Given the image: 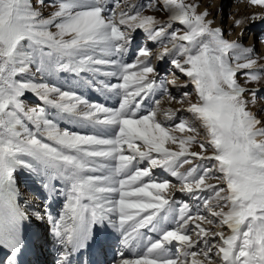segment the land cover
Here are the masks:
<instances>
[{"label":"snow or ice","instance_id":"obj_1","mask_svg":"<svg viewBox=\"0 0 264 264\" xmlns=\"http://www.w3.org/2000/svg\"><path fill=\"white\" fill-rule=\"evenodd\" d=\"M47 6L54 11L45 17L32 0H0V247H21L27 213L15 173L23 169L64 198L57 216L45 208L59 264H71L105 223L120 235L114 264H264V121L249 110L256 90L246 87L264 79L254 47L226 40L188 0ZM138 30L159 49L139 46L128 62ZM165 58L184 85L175 71L158 77L152 61ZM188 84L191 93L172 95L170 86ZM84 87L117 106L90 101ZM28 93L40 103L28 106ZM165 100L188 106L166 108Z\"/></svg>","mask_w":264,"mask_h":264},{"label":"rangeland","instance_id":"obj_2","mask_svg":"<svg viewBox=\"0 0 264 264\" xmlns=\"http://www.w3.org/2000/svg\"><path fill=\"white\" fill-rule=\"evenodd\" d=\"M242 1H248V5H250V7L247 8V11L249 13L254 14L255 10H258V11H262V13L264 15V7L252 5L249 2V0H238V1H236V3H241ZM132 2L140 3V4H147L150 2V0H132ZM188 2L195 3V4H202L203 8H206L210 12L209 16L211 17V19H213V21L215 20V25H212V26L214 28L221 29L223 36L226 40H229V41L239 40L240 42H242L245 45L249 44V46L254 47L255 53H257L259 55V57L262 58L260 60V63H264V50L261 51L259 49L258 45H256L257 42L262 43V40H264V19H261V21L256 22V23L255 22L246 23L247 27L243 26L241 32L238 33V32H235V30L233 29L232 20L229 18H226L229 15L228 13L226 14V11L233 8V0H188ZM47 3H48V0H45V5L42 6V5H40L39 0H32L33 7L40 10L42 12L43 16H45V17L49 16L51 14V12L54 11L53 8H50L47 6ZM109 7H111V4L109 5ZM197 11L200 12L198 8H197ZM144 14L145 15H152V16L156 17L158 20H166L167 19V14L164 11L146 10ZM240 16H242L241 19H244V22L246 20H248L247 18L244 17V15L242 13L240 14ZM145 44L147 45L148 48L152 49L153 52H156L159 49V45L146 41L145 35L143 32H141L139 30L136 31L133 34L131 52H129V54L126 56V58H125L126 61L131 62L134 58L136 49L139 46H144ZM262 44H264V43H262ZM152 62L156 67V71H157L158 77L160 79H165V78L172 79L173 72L175 70L173 69V66L170 64L168 58H165L162 61H158L156 59H153ZM175 75H176V77H178V79L176 81L178 85H184L187 82V78L185 76H183L181 73H179L178 71H175ZM60 77L67 78L70 80L73 79L72 77H69L68 74H66V73H60ZM238 81L241 84H243L244 83V77L242 75L238 74ZM59 82L63 83V80L61 79ZM246 87L256 90L255 103H251V102L249 103V105H248L249 110L252 111L258 119H260L261 121H264V79H262L260 82H257V83L247 84ZM78 91L83 96L88 98L90 101L99 102L102 104H106L108 106H117V101L115 98L110 99L107 95H103V94L96 92L92 89L84 87V88L78 89ZM170 91H171L172 95L179 98L181 96V94L184 92L191 93L193 91V86L190 84H188L187 87H180V88H173L170 86ZM245 96H246V98L250 99L251 93H245ZM157 98H159V97H157ZM192 99L195 100L194 95H193ZM24 100L28 106H36L37 104L40 103L37 100V98H35L34 95H32L31 93L26 94L24 97ZM145 103L148 104L149 102L146 101ZM187 106L188 105L186 103L185 104H179V103H176L173 101L171 103L168 102L167 107H171L173 109H185V108H187ZM178 115L181 117H184L186 119H189V120L192 119L191 114H189L185 111H181ZM194 123H195V126L197 127V130L200 133V135L198 136V139H203L204 135H205L203 129L201 128V126L199 125L198 122H194ZM60 126L62 128L63 127H70L76 131H86V129H80L75 125H69L67 121L61 122ZM192 150L193 151H199V148H198V146L193 145ZM155 174L158 178H164V176H165V174H162L159 169L156 170ZM15 176L18 178V181H17L18 195L22 199V201L25 202V204L33 205L34 204V202H33L34 196H36V195H37V198H36L37 202H35L34 205L35 206L38 205L37 207H35L37 209L39 208L38 210H42L44 207L43 202L44 201L46 202L49 199H52L53 201L64 203L63 196H60V195L52 192L51 190H45L41 186L40 178L33 175V174H30L27 170H23V169L19 170L15 173ZM168 178L172 179L170 177H168ZM56 184L58 187L59 182H56ZM47 192L48 193L50 192L51 194H48ZM46 196H47V199H45ZM176 198L177 199H186V197H184L179 192L176 193ZM31 209H33V208H30V210L28 211V213H29L28 217H30L31 219L36 221L34 223H36V224L40 223L41 224L43 218H40L39 222L37 223L38 218H33L34 216L30 212ZM40 226H43V225H40ZM108 227H109V229L116 231L112 227H110V226H108ZM42 229H44L45 234H47V235L49 234V232H50L49 226H47L46 228H44V226H43ZM225 231L227 232L228 230L225 229ZM3 255H1V257Z\"/></svg>","mask_w":264,"mask_h":264},{"label":"bare ground","instance_id":"obj_3","mask_svg":"<svg viewBox=\"0 0 264 264\" xmlns=\"http://www.w3.org/2000/svg\"><path fill=\"white\" fill-rule=\"evenodd\" d=\"M236 1H238V0H233V8L226 11V14L227 13L229 14L226 18H229L232 20L233 29L235 30V32L240 33L243 26L247 27L246 23H251V22L256 23V22L261 21V19H255L254 21L252 19H250V17L253 14H251L247 11V8L250 7V5H248V1H242L241 3H236ZM198 5H199L198 9L200 12H204L206 10L208 12V14H210V12L206 8H203L202 4H198ZM241 13L248 20H246L241 25V27H235L234 26L235 21L237 19H241V17H242V16H240ZM254 14L263 15L262 11H258V10H255ZM207 19L211 20L213 22L212 25H215V20L213 21V19H211V17L209 15H208ZM256 45H258V47L261 51L264 50V44L257 42ZM245 46H249V44H247ZM162 106L167 108L168 101L165 100L163 102ZM16 181H18L17 177H16ZM49 194H51V193L49 192ZM36 198H37V195L34 196V200H33L34 204H35V202H37ZM46 198H47V196H46ZM17 203L20 205V207L22 209H24L26 211L27 215L21 224V238H22L21 247L19 248L18 252L14 254V256L18 257L22 252H26V248H27L26 244L28 243L26 238H28V236H30V238H32L33 244L37 245V244L43 242L44 245H46V247H43L44 249L41 252L42 256L51 250V253L48 256H46V258L44 260H39L36 257L31 256L33 258L31 261H38L37 264H46L45 260L48 259V257L50 255H52L53 257H55L56 264H59L60 250H59L56 238L53 235L52 225H51L50 221L45 216V208L47 207L51 211L53 216H57L58 213L61 211L63 202H57V201L49 200V204L44 205L42 210H38L39 208L38 209L35 208L38 205L35 206L34 204L33 205L25 204V202H23L22 199L18 195ZM30 208H33L30 211L31 214L34 216L33 218H38L37 223L39 222L40 218H43L42 222H45V224H36V223H34L36 221H34L30 217H28V214H29L28 211L30 210ZM40 225H43L44 228L49 226L50 233L48 235L45 234L44 229H42L43 226H40ZM108 226H109L108 224L96 225L94 230H93V231H99V230L102 231L98 237V239H99L98 241H100L98 250L94 251L92 254H90L88 256L84 253L85 250L77 252L76 254L71 256V264H95V263H93V261H95V259L98 260V262L96 264H114V261L119 259V257L116 254H117V252L121 246L120 245V235L117 231H113V230L109 229ZM31 227L34 228L35 235L33 234V231H31L32 230ZM109 249H113V250L111 252H108ZM8 254L12 255V253H10L7 249L0 247V263H1L2 258L3 257L6 258ZM1 255H3V256L1 257ZM128 255H130V254H128ZM83 260L85 262H83Z\"/></svg>","mask_w":264,"mask_h":264}]
</instances>
